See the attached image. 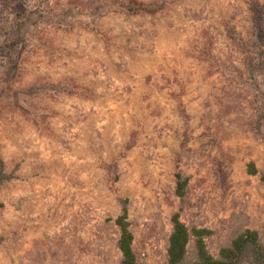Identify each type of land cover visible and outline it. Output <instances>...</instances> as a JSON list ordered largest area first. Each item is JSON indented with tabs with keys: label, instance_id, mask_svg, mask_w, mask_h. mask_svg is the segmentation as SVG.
I'll return each instance as SVG.
<instances>
[{
	"label": "rangeland",
	"instance_id": "obj_1",
	"mask_svg": "<svg viewBox=\"0 0 264 264\" xmlns=\"http://www.w3.org/2000/svg\"><path fill=\"white\" fill-rule=\"evenodd\" d=\"M256 49L242 0H0V264H119L121 199L140 263L264 239Z\"/></svg>",
	"mask_w": 264,
	"mask_h": 264
},
{
	"label": "trees",
	"instance_id": "obj_2",
	"mask_svg": "<svg viewBox=\"0 0 264 264\" xmlns=\"http://www.w3.org/2000/svg\"><path fill=\"white\" fill-rule=\"evenodd\" d=\"M247 6L250 20V31L254 35L258 49L250 58L251 68L258 69L264 73V7L258 0H242ZM127 10L134 14H154L158 7L150 4L133 3L127 5ZM255 94L259 100V111L257 113V132H260V124L264 121V80H255ZM264 140V132L261 133ZM0 167L2 161L0 159ZM249 172L255 174L257 171L253 164H249ZM176 193L183 195V182L180 174H176ZM260 178L264 181V168L260 172ZM7 176L0 172V184ZM119 215L114 219L118 228L119 236L116 242L120 252L119 264H151L140 263L133 249V235L128 220V209L126 199H121ZM172 229L168 236L166 247L165 264H264V239L256 230L246 229L232 238L229 243L221 246L213 255L208 250L205 238L209 231L206 229L189 228L180 220L179 214L174 213L171 217Z\"/></svg>",
	"mask_w": 264,
	"mask_h": 264
}]
</instances>
